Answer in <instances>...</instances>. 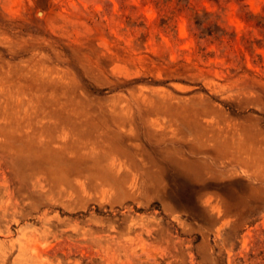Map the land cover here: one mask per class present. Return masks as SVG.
<instances>
[{"label":"rangeland","instance_id":"1","mask_svg":"<svg viewBox=\"0 0 264 264\" xmlns=\"http://www.w3.org/2000/svg\"><path fill=\"white\" fill-rule=\"evenodd\" d=\"M0 264H264V0H0Z\"/></svg>","mask_w":264,"mask_h":264}]
</instances>
